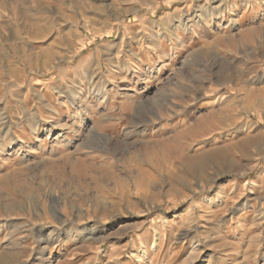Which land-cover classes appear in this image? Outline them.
Listing matches in <instances>:
<instances>
[{
  "label": "rangeland",
  "instance_id": "374dc122",
  "mask_svg": "<svg viewBox=\"0 0 264 264\" xmlns=\"http://www.w3.org/2000/svg\"><path fill=\"white\" fill-rule=\"evenodd\" d=\"M0 264H264V0L0 3Z\"/></svg>",
  "mask_w": 264,
  "mask_h": 264
},
{
  "label": "bare ground",
  "instance_id": "6f19581e",
  "mask_svg": "<svg viewBox=\"0 0 264 264\" xmlns=\"http://www.w3.org/2000/svg\"><path fill=\"white\" fill-rule=\"evenodd\" d=\"M4 2V0H0V3ZM4 120V119H3ZM4 126V123L2 124ZM214 128V127H213ZM202 132V131H201ZM209 132V131H208ZM213 132V131H212ZM211 132V133H212ZM199 133V132H198ZM205 133V132H204ZM206 135V134H205ZM202 137V136H201ZM203 138V137H202Z\"/></svg>",
  "mask_w": 264,
  "mask_h": 264
}]
</instances>
